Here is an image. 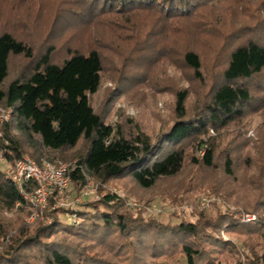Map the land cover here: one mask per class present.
<instances>
[{
  "label": "trees",
  "instance_id": "16d2710c",
  "mask_svg": "<svg viewBox=\"0 0 264 264\" xmlns=\"http://www.w3.org/2000/svg\"><path fill=\"white\" fill-rule=\"evenodd\" d=\"M87 1L89 18L81 25L101 22L126 29L127 39L135 43L132 54L142 60L156 56L158 64L176 50L169 43L171 37L188 39L177 60L196 82L205 83L202 55L197 49L202 38H222L221 49L228 53L224 57L219 52L216 65L221 66L220 74L214 76L195 107H188L189 88L173 90L172 119L153 134L141 121L125 115L116 126L110 123L109 105L124 93L123 89L108 97L104 109L95 107L109 61L104 53L107 44L106 48L75 51L65 48V58L59 64L53 57L56 48L51 47L29 79L3 89L10 58L31 57L32 50L10 32L0 34V109L11 110L10 120L0 124V152L9 164L26 155L39 166L76 158L77 169L71 174L75 189L82 191L91 179L100 185L98 200L85 202L73 211L77 222L67 223L63 219L67 211L56 209L48 211L54 218L52 225H29L24 218L31 216L32 209L18 186L5 176V167L0 166V264H264V193L253 192L252 204L243 205L244 212L256 216L255 221L243 222L238 207L242 205L231 201L233 189L214 181L200 182L206 173L202 178L198 171L222 168L225 179L240 186L254 184L252 176L237 175L241 167L237 154L242 152L241 146L252 142L244 140L238 127L232 126L243 124L250 110L260 108H253L255 90L264 95L261 7L246 0ZM227 2L232 9L224 7ZM224 10L231 16L221 21ZM132 14L149 15L161 25L160 30L152 32L154 25L148 21L137 32L128 19ZM212 14L216 23L210 18ZM226 21L231 27L229 33L225 31ZM167 36L170 38L166 40ZM151 37L157 40L151 42ZM145 42H149L148 47H144ZM158 42L166 45L165 53L154 49ZM137 56L129 62H141ZM128 78L124 80L128 82ZM259 101L264 103V97ZM232 129L237 135L227 142L226 150L220 151L218 141L209 136L210 130L223 140ZM203 149L204 157L197 158L195 153ZM251 157L247 155L245 164ZM162 182L173 184L157 195L172 203L189 204L197 193L205 192L225 203L234 202L238 209L220 210L214 216L201 211L193 215L194 221L181 216L178 223L163 222L159 217L146 218L141 210L132 213L123 199L103 188L129 183L149 196L160 190ZM148 198L141 202L149 204L153 196ZM7 212L16 213L12 224L4 217ZM223 234L240 241V246L224 240ZM7 237L8 242L2 243Z\"/></svg>",
  "mask_w": 264,
  "mask_h": 264
},
{
  "label": "rangeland",
  "instance_id": "374dc122",
  "mask_svg": "<svg viewBox=\"0 0 264 264\" xmlns=\"http://www.w3.org/2000/svg\"><path fill=\"white\" fill-rule=\"evenodd\" d=\"M246 1L253 2L254 7L260 6V10H262L261 18H264V0ZM89 4L90 2L87 0H0V34L3 32H10L32 50L31 57L25 54L12 56L10 58L8 76L4 82L3 89L9 87L13 83L23 82L29 79L35 73L40 58L45 51L51 47L56 48L53 52V57L54 61L59 64L62 63L65 58L64 51H62L65 48L66 50L72 49V51H75L76 49L84 50L89 47L100 48L103 45H105L103 48H106L107 44L108 49H105L104 53L109 61L106 63L103 90L94 101L95 107L104 109V104L108 100V97L114 92L123 89L124 93H122L120 97L115 98L109 105V112L111 113V118L109 119L110 123L116 126L121 119V115H125V117H128L132 121H141L142 125L154 134L158 131L159 127L163 124L167 125L172 119L170 105L173 101L174 89H179L180 87L190 89L191 97L188 102V107L192 109L197 105L198 101L201 100L202 94L213 84L214 76L220 74L221 66L216 65L217 57L221 51L224 57H226L228 53L225 48L221 49L222 38L206 36L202 38L203 40H200V43H198L199 46H196L202 55L203 73L205 77V83H199L193 80L190 72L177 60L179 53L188 45V39L180 40L178 36L175 35L171 37L169 43L176 49L174 50V54L177 53L176 56H174V54L169 55L163 58L158 64L157 60L159 57L157 58L156 56L151 59L142 60L143 57L137 56L136 53H133L134 55L132 54V48L135 46V43L127 39L126 36L128 34L126 29L122 30L119 27L115 28L101 22L83 23L81 25V22L89 18ZM223 5L225 8H233V6H231L232 4L228 2ZM230 16V11L224 10L219 17L221 21H223L224 19H229ZM210 18L216 23L215 14H212ZM128 19L135 25L137 32H141L142 29L140 28L142 26L145 27L148 21L154 25L152 32L159 31L161 28V25L155 24L153 22L154 20H151L149 15L132 14ZM78 22H80V24H78ZM251 23H254V21L250 22V24ZM177 24H181V22ZM227 26L228 22L226 21L225 31L229 33L231 27L228 28ZM237 26V23L232 25L234 29ZM168 38L170 37L167 36L166 40ZM156 40L155 37L150 38L151 42ZM141 43H143V41H141ZM143 45L144 47H148L149 42H145ZM164 46L162 42H158V44H154V49L157 50V52L163 50L165 53ZM140 47L142 48L143 46ZM136 56L137 59L139 58V60L142 61L139 63L135 61H132V63L129 62L128 59L135 58ZM134 62L139 64V67L134 66ZM127 77H129L128 82L124 80ZM254 95H256V101L253 102V108H260H257L256 111L250 110L243 124L232 126L238 127L237 129L241 132L244 140L252 142L247 146L238 144L242 147V152L237 154V157H239L237 161H239L241 166L239 167L237 175L247 177V179L249 176H252L254 184L249 182L246 183V186H240V183H235L229 179L227 180L225 179L222 168H219L218 171L208 172H202L200 169L198 170L202 178L206 175V179L204 181L199 180L200 182L207 183V181H214L216 185H222L223 188L225 187L224 185H229L230 191L233 189L234 196L231 201L238 202L242 205L238 207H240V211H242L243 222H246L244 221V217H255L254 220L248 222L256 220L255 215L247 214L243 211V205L248 206L252 204L253 192H255L254 195H257V192L264 193V103H259V100L263 98L264 95L257 90L254 91ZM1 111L2 109H0V115L2 113ZM228 133L226 138L222 140L218 132L214 130H210L209 132V136L218 141L220 151L227 149V142L231 141V139L237 135V130L235 131L232 129ZM1 135L2 133L0 132V136ZM208 139L209 138L206 137L205 141H208ZM239 148L240 147H238V149ZM205 152L206 150L203 154H200L201 151L199 150L195 153V156L201 159L204 157ZM69 155H71V153H68V156ZM222 155L223 153L220 154V159H218L219 164L220 160H222ZM247 155L252 156V159L250 163L247 162L245 164L244 159L247 158ZM77 162L76 158H72L71 162L62 161V163L69 165H74ZM186 173L187 172H185V174ZM91 181L96 186V192L84 198L83 203L99 199L98 190L100 185L93 179H91ZM172 184L171 182H162L159 186L160 190H157L156 193H150L151 195L149 196H153V199L151 198L152 200L149 204L141 202L150 199L148 198L149 196L142 194L136 186H131L129 183L125 187L123 185H112L111 187L103 188L110 190L123 199L127 209L132 211V213L135 214L141 210L146 218L159 217L163 222L173 220V222L178 223L180 218H182L181 216L194 221L195 217H193V215L201 211H206L214 216L220 210L235 211L238 209L234 202L225 203L222 199L205 192L197 193L189 204H175L157 195V192L165 189L166 186H172ZM249 184L252 186V189L255 188L256 190H251ZM80 193L81 191L78 192L72 183L67 194L73 198ZM214 203H216V206H213ZM172 215L179 216L172 218ZM4 217L9 224H12L16 218V213L7 212L4 213ZM29 219L30 217L27 216L24 218V222L29 225H34L36 223L41 225H52L54 222V218L48 212L45 214L44 219L34 223H30ZM63 219L67 223H75L70 221L67 216H63ZM15 232L16 231H14L13 234ZM222 237L224 240H231L236 243V245L240 246V241L229 238L224 234ZM8 240L9 238L7 237L1 242L6 243Z\"/></svg>",
  "mask_w": 264,
  "mask_h": 264
},
{
  "label": "built area",
  "instance_id": "2783aa9c",
  "mask_svg": "<svg viewBox=\"0 0 264 264\" xmlns=\"http://www.w3.org/2000/svg\"><path fill=\"white\" fill-rule=\"evenodd\" d=\"M0 124L10 120L11 110H2ZM205 150H201L203 154ZM0 166L5 167V176L11 179L19 188L23 199L30 205L32 215L29 222L42 220L51 209H63L70 221L77 222V215L73 212L79 207L84 198L96 192V186L91 180L76 197L68 196L73 183L72 172L77 169V163L45 162L39 166L31 157L24 156L14 164H9L0 152ZM204 204V203H203ZM72 211V213L70 212ZM255 217H244V221L254 220Z\"/></svg>",
  "mask_w": 264,
  "mask_h": 264
}]
</instances>
